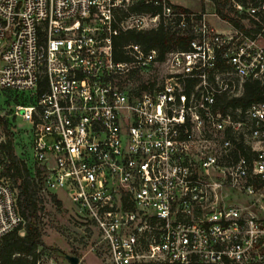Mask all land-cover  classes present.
Here are the masks:
<instances>
[{
    "label": "built area",
    "instance_id": "1",
    "mask_svg": "<svg viewBox=\"0 0 264 264\" xmlns=\"http://www.w3.org/2000/svg\"><path fill=\"white\" fill-rule=\"evenodd\" d=\"M245 11L258 21L264 1ZM157 27L188 47H114ZM151 64L161 83L130 87ZM249 81L264 84V24L218 31L172 0H0V91L28 123L40 194L66 195L109 264H264V100L219 104ZM23 225L0 174V238Z\"/></svg>",
    "mask_w": 264,
    "mask_h": 264
},
{
    "label": "trees",
    "instance_id": "2",
    "mask_svg": "<svg viewBox=\"0 0 264 264\" xmlns=\"http://www.w3.org/2000/svg\"><path fill=\"white\" fill-rule=\"evenodd\" d=\"M201 1L203 2L204 0ZM211 1L214 3L216 15L220 19L229 22L235 28L246 32H257L264 24V13L259 16L258 21L252 19L257 24V27L246 26L243 22L244 18H249L244 13L246 8L251 5H257L259 1L264 0H231L230 5H233V7L236 4L241 6V9L235 8L236 10L234 8L227 10L226 5L221 0ZM179 7L188 10L184 7ZM133 10L140 11L142 9L134 7ZM145 10L152 11L153 9L147 7ZM230 11H234L235 14L230 13ZM191 37L192 34L190 32L179 35L171 33L163 27L145 31L131 30L116 36L114 38V47L115 49H120L130 42L138 43L146 49H157L161 60L165 53L171 49H186ZM118 58L123 59L124 56L121 54ZM262 100H264V84L249 81L245 83L244 92L240 97L233 99H225L223 97L219 100V104H222V111H225L227 106L246 108L248 105ZM0 125L4 130H7L6 119L3 117H0ZM0 154L4 157V164L0 174L7 177L17 190L18 209L24 219L22 235L20 234V228H18L0 238V264H36L41 253L40 248H49L50 251L57 249L56 247L46 246L42 238L44 197L40 194L39 182L33 176L31 168L15 154L10 137L0 141ZM51 199L59 203L54 194L51 195Z\"/></svg>",
    "mask_w": 264,
    "mask_h": 264
},
{
    "label": "rangeland",
    "instance_id": "3",
    "mask_svg": "<svg viewBox=\"0 0 264 264\" xmlns=\"http://www.w3.org/2000/svg\"><path fill=\"white\" fill-rule=\"evenodd\" d=\"M172 1L178 2V0ZM181 1L182 3H189L190 7L192 6L195 9L188 8L190 11L206 13L205 18L210 25L220 24L227 29L224 22L217 20L212 15L214 12V3L211 0H204L203 2L201 0ZM230 1L231 0H221V2L226 5L227 10L236 8L230 5ZM230 13L235 14L234 11H230ZM244 13L247 14L246 11ZM118 16L122 17L123 13L119 12ZM245 21L249 27H257V24L252 21V18H250V20L246 19ZM162 78L163 74L160 72L159 66L157 64H151L147 70L142 72L137 71L129 80L125 81L130 84V87L143 86L144 88L152 90L161 83ZM15 103H17V101H13V98L9 96L8 93L3 94V92L0 91V117L6 119L7 124V130H4L0 125V141H4L10 137L15 154L23 159L28 167L32 169L33 161L31 158L30 139L27 131L28 123L20 117H14L12 115V108ZM3 164L4 157L0 154V171ZM51 195L53 194L48 193L44 196L42 238L46 246L56 247L57 249L50 251L49 248H40L41 252L47 251L56 264H69L65 259L66 254L79 257V264H109L103 251L99 250V247H95L91 243L93 231L89 229L86 223L76 219L74 207L66 195L62 192L54 194L56 199L59 200V203L53 201ZM227 200L244 203V199L241 198L230 197L227 198ZM20 234H23V230L20 231Z\"/></svg>",
    "mask_w": 264,
    "mask_h": 264
},
{
    "label": "crops",
    "instance_id": "4",
    "mask_svg": "<svg viewBox=\"0 0 264 264\" xmlns=\"http://www.w3.org/2000/svg\"><path fill=\"white\" fill-rule=\"evenodd\" d=\"M174 4H176L177 6H181V7H184V8H186V9H193V10H195L192 6V8L190 7V5H189V3H182V1L181 0H178V2H174V1H172ZM188 9V10H189ZM204 13V12H203ZM215 12H213L212 13V15L217 19V20H220V21H222V22H224V24H226V27H227V29H225L224 27H222L220 24L218 25H211V26H213L215 29H217L218 31H227V30H229L232 26H231V24L230 23H227L225 20H222V19H220L217 15H215L214 14ZM205 14V16H206V13H204ZM243 22H244V20H243ZM244 24L246 25V26H248V24L246 23V21L244 22Z\"/></svg>",
    "mask_w": 264,
    "mask_h": 264
},
{
    "label": "water",
    "instance_id": "5",
    "mask_svg": "<svg viewBox=\"0 0 264 264\" xmlns=\"http://www.w3.org/2000/svg\"><path fill=\"white\" fill-rule=\"evenodd\" d=\"M65 259L68 261L69 264H79V257L75 255H65Z\"/></svg>",
    "mask_w": 264,
    "mask_h": 264
}]
</instances>
